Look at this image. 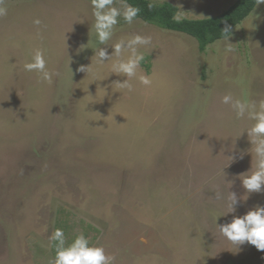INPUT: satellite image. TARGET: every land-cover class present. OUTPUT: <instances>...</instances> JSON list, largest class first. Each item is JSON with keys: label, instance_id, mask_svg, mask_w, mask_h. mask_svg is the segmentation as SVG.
Segmentation results:
<instances>
[{"label": "rangeland", "instance_id": "obj_1", "mask_svg": "<svg viewBox=\"0 0 264 264\" xmlns=\"http://www.w3.org/2000/svg\"><path fill=\"white\" fill-rule=\"evenodd\" d=\"M150 1L183 5L185 19H204L236 0ZM7 7L0 18V264H49L52 233L63 229L70 244L87 226L97 231L87 233L91 245L115 255V264H264V252L248 243L237 249L217 227L264 207V192L246 193L240 179L252 160L254 170L244 131L255 121L222 103L228 94L264 101V4L232 29V53L224 40L200 53L189 36L122 17L100 45L88 0H7ZM134 34L152 37L140 49V72L153 83L133 80L129 92L114 84L126 79L111 73L115 57L98 65L95 52L107 47L111 55ZM37 48L60 73L52 85L24 70ZM81 65L92 70L77 71ZM228 192L248 199L224 215Z\"/></svg>", "mask_w": 264, "mask_h": 264}, {"label": "clouds", "instance_id": "obj_2", "mask_svg": "<svg viewBox=\"0 0 264 264\" xmlns=\"http://www.w3.org/2000/svg\"><path fill=\"white\" fill-rule=\"evenodd\" d=\"M91 4L94 9V28L100 45H107L113 38L116 26L119 24L121 17L127 24L131 25L141 11L140 8L126 3L125 0H120L119 6H116L117 0H91ZM255 4L256 6L264 4V0H255ZM148 7L150 9L155 8L156 4L150 3ZM177 7L179 11L173 16V20L181 23L185 19L186 12L182 10L183 5H177ZM7 15V0H0V18H4ZM33 23L39 27L42 21L37 18ZM221 34L226 43L224 51L226 53L235 52L236 49L233 47V43L229 42L232 35L231 25L225 23L221 29ZM151 44V36L134 34L130 39H121L116 43L112 47L113 52L111 55L108 54L107 47L97 48L95 52L96 63L103 65L106 61L112 60L115 57L111 65V73L126 77L123 82H114L118 89L129 92L134 91L132 81L136 79L145 87H151L153 83L152 78L140 72L141 64L145 60V55L140 52V49L147 48ZM24 70L38 73V82H46L48 85H52L54 83V77L60 75L59 72L48 69V61L45 58V51L42 48L35 49L32 61L24 64ZM91 70V65H81L77 69V71L84 73H88ZM70 71L73 77V71L71 69ZM222 103L230 105L236 113L237 118L243 119L247 116L249 120L255 121L250 128L244 131L247 132L252 145L250 152L252 156L253 154L255 156L254 170L252 160V168L248 172L250 174H242L240 179L242 180L246 193L264 192V101H260L257 106L255 101L236 99L231 94H228L222 98ZM240 158L242 159L243 155ZM234 159L235 157L230 156V163ZM223 169L221 172L225 176ZM216 199L223 200V194L217 193ZM247 199L248 195L238 197L235 192H228L226 198L227 212L224 215L235 213L236 206L240 201H246ZM217 227L220 234L237 249L241 245L248 243L255 246L257 250L264 252V207L257 205L244 216H234L230 223ZM49 239L50 246L56 252L55 258L49 264H115V255H109L102 246L91 245L90 240L82 232L70 244L63 229L59 228L52 233Z\"/></svg>", "mask_w": 264, "mask_h": 264}, {"label": "trees", "instance_id": "obj_3", "mask_svg": "<svg viewBox=\"0 0 264 264\" xmlns=\"http://www.w3.org/2000/svg\"><path fill=\"white\" fill-rule=\"evenodd\" d=\"M91 1V0H88ZM120 1V0H119ZM126 3L140 8V14L136 20L155 26L159 29L183 34L193 38L197 43L200 53L216 41L223 40L221 29L224 24L235 28L241 24L256 7L255 0H236L227 10L221 14L204 19H184L177 23L173 16L178 11L177 7L170 3L156 4L150 9V0H125Z\"/></svg>", "mask_w": 264, "mask_h": 264}, {"label": "crops", "instance_id": "obj_4", "mask_svg": "<svg viewBox=\"0 0 264 264\" xmlns=\"http://www.w3.org/2000/svg\"><path fill=\"white\" fill-rule=\"evenodd\" d=\"M87 229H88V230L84 232V235H85L86 238H88V239L90 240V243H91V241H92V243H93V241H95L94 238L90 239L87 233H90V232H97V231H96V229L92 228L91 226H87ZM75 238H76V237H75ZM75 238H73V239H75ZM92 243H91V244H92ZM55 255H56V254H55Z\"/></svg>", "mask_w": 264, "mask_h": 264}]
</instances>
